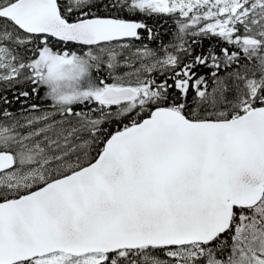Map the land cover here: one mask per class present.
Here are the masks:
<instances>
[{
  "label": "snow or ice",
  "instance_id": "1",
  "mask_svg": "<svg viewBox=\"0 0 264 264\" xmlns=\"http://www.w3.org/2000/svg\"><path fill=\"white\" fill-rule=\"evenodd\" d=\"M0 264H264V0H0Z\"/></svg>",
  "mask_w": 264,
  "mask_h": 264
}]
</instances>
